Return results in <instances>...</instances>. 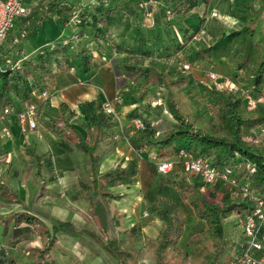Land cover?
<instances>
[{
    "label": "trees",
    "instance_id": "16d2710c",
    "mask_svg": "<svg viewBox=\"0 0 264 264\" xmlns=\"http://www.w3.org/2000/svg\"><path fill=\"white\" fill-rule=\"evenodd\" d=\"M210 1L96 0L94 5L88 3L79 6L78 21L73 22L71 26L76 28L77 41H72L68 45H63L58 41L51 47L41 49L30 59H26V55L19 56L17 54L13 57V62L9 61V51L18 46V50H21L23 39L34 33L44 17L49 15L64 26L68 25L78 9L79 1L52 0L44 7L29 11L27 15L15 19L14 26L6 39L0 41V107L11 105L19 108L38 86L41 84L51 86L55 71L66 72L75 64L81 66L90 76L92 54L88 45L92 41L110 43L108 45L115 48L117 52L126 53L127 57L138 55L151 59L150 65L144 68L134 66H124V68H129L127 74L133 83L136 81L135 78H139V81L144 80L154 87L165 90L158 93L160 107H164L171 114L173 120L155 114V107L152 105L136 106L130 114V118L140 119L144 128L138 129L137 135L131 140V145L134 150L151 155L146 160L152 167L153 174L160 176L165 188H175L177 191L174 189V192L179 193V198L189 205L194 216L204 222V229L190 236L183 250H178L176 244L184 228L182 215L179 210L172 209L157 198L159 196L157 194L159 189H157L153 194V202L156 201L155 215L161 221V229L156 239L160 247L159 252L170 247L184 260L200 257L202 259L200 264H241L239 256L243 239L240 237L236 243H229L225 232V219L233 212L237 214L242 210H249L248 202L242 193L235 190L228 191L218 184L210 187L198 175H190L188 182L182 176L179 184L178 180L165 179L166 175L159 174L155 165V159L170 158V156L176 155L181 148L191 152L194 156L207 158L220 168L237 165V153L242 156L243 160L254 163L255 170L250 175V189L264 195V146L244 137V130L241 126L244 120L240 114L241 103L246 107L241 96L242 93H249L255 97L264 95V0L241 1L240 5L243 7V14L240 16L241 24L235 28L225 30L217 22L205 23L201 16H198L194 22L185 20V27L181 24L179 27L175 25L180 17L191 13L195 7L202 3L209 4ZM141 2L146 5L140 7ZM139 17L145 20L143 27H145L147 37H153V41L148 44V38L144 37L142 43L138 44L139 47L131 48L108 41L109 25L115 20L133 21ZM24 22L26 25L22 27ZM135 24L136 30L144 32L141 26ZM16 25L19 29L17 37L11 35ZM158 27L162 29L158 30ZM165 27H171L173 38L170 44L163 47L162 42L161 45L158 44L157 33L159 34L158 31L161 32ZM153 28L155 29L152 32ZM201 29L205 30L208 41L199 37L201 41L198 40V45L200 47L196 50L187 49L186 43L200 34ZM11 47L12 49H10ZM59 53H62L61 57H58ZM179 59H184L183 63L186 64L189 62L212 64V62L221 59L228 62L233 70L230 75L231 79L239 84L240 90L235 93L221 91L222 97L218 99L217 106L211 108V111L219 119H222L224 127L228 129L227 135H213L204 132L196 128L194 123L180 112L170 90L172 84H176L178 87H184L185 84L183 63L181 62L179 67L173 66L174 62H179ZM112 60L111 62L116 64ZM178 68L181 70L179 77L175 79ZM129 94H132L131 91ZM100 107L101 102L98 100L85 103L93 130L91 142L88 139H83L80 133L63 121L62 109H59V121L51 118V122L60 126L58 122L62 120L70 130L69 136L61 145L63 148L73 147L84 154L85 167L90 180L79 179L78 187L87 203L93 208V213L98 217L99 223L105 228H111L117 224V215L108 201L109 197L115 198L114 194L107 188L117 183H130L136 174V163L130 161L125 167L118 165L99 174L97 147L103 144L105 146L103 152H109L115 147L114 141L109 146L104 143V132L112 125L114 117L100 111ZM153 115L156 116V119L151 118ZM261 122H264V117L256 118L248 125L252 126ZM32 157L36 175L40 177L41 182L35 197L37 199L43 195L45 188V182L41 177L43 165L40 156L32 153ZM244 175V172L235 170L234 177L237 179L241 180ZM210 188H218L219 191L223 190L225 193H222L223 196L219 199L218 194ZM3 189L9 190V187L0 185V190L3 191ZM229 195H234L237 198L229 200ZM179 198L176 200L180 201ZM16 202L23 204L18 197ZM24 206L28 211L21 217L27 224L34 225L37 220L36 216L51 222V230L48 233L52 240L59 233L69 235L79 241L82 240V243L96 251L102 257L104 264H121V255L125 252L122 249V240L117 236L101 243L71 221L52 218L49 213L39 209L34 202L23 204ZM211 240L219 243L212 247ZM227 245L230 248L226 252ZM48 250L46 248L42 251L44 253L37 252L40 263L50 256H45ZM225 253L227 254L225 255ZM227 256L228 259L225 258Z\"/></svg>",
    "mask_w": 264,
    "mask_h": 264
},
{
    "label": "rangeland",
    "instance_id": "374dc122",
    "mask_svg": "<svg viewBox=\"0 0 264 264\" xmlns=\"http://www.w3.org/2000/svg\"><path fill=\"white\" fill-rule=\"evenodd\" d=\"M23 1L27 5L31 4V0ZM50 1L52 0H33L30 12L39 7L48 5ZM67 1L70 2L74 0ZM216 2L210 5V10L215 8L214 11L217 15V19L222 22V27L225 30L238 27L241 24L240 16L243 14V7L240 5L241 0H223L220 5L215 6ZM199 13L201 15L203 12ZM180 24L181 26H186L183 20H178L175 23L178 27ZM25 25L26 24L24 22L22 27ZM121 27V25H118L114 27V29H111L109 36L113 38L115 43H122L125 44L126 47H130L132 45V41H128L129 36L126 34L128 32L122 30ZM18 30V26L16 25L14 30H12L11 35L17 37ZM68 33L67 28L63 24L48 15L40 21V26L32 35L23 39L21 42L23 45L21 50H18L19 46L13 49L12 47L10 48L12 50L9 51V61L13 62V57L17 54L19 56L26 55V59H30L41 49H44L47 43L53 41L54 39H58L59 37L66 36ZM200 35H203L204 38L207 36V34L201 32V34L195 36L196 39L192 38L193 43L198 42L199 39L197 38H199ZM199 44L201 45V43ZM61 56L62 53H59L58 57ZM183 60L184 59H179V62H174L173 66H181ZM138 61L139 60H137L136 57L129 56L128 58L120 60L119 63L123 66V64H133L138 63ZM119 63L118 66L120 65ZM145 63L148 64V62ZM217 63L218 62L216 61L215 64ZM224 63L230 67L226 60ZM183 69L185 71L183 73L185 79L184 87H178L176 84H172L170 87L172 96L176 101L180 112L192 121L196 128L204 132H208L213 135H227L228 129L224 127L222 119H219L213 111H211V108L215 107V105L217 106L218 99L222 97L221 91L225 90L226 92L231 91L235 93L234 89L238 88L237 83L231 79L230 75H220V73L217 72V67H213L207 63L203 64L196 62L192 64L189 62L188 68ZM180 70L181 69L178 68L177 71L179 72ZM209 70H212L217 74L218 77L216 80H210L207 77V72ZM135 80L136 81L133 84H129L131 87L130 89H132L131 92L133 93L135 102L134 105H136L139 101L144 105H152L155 107V114H158L166 119L173 120L171 114L164 107H160L158 93L165 90L160 89L159 87L151 86L150 83H147L146 81L138 82L139 78H135ZM123 104L124 103L120 106ZM61 106L66 110L65 117L69 119L71 123L75 124L79 128L88 129V122H84L82 119L81 121L79 120L80 114H84L81 116L83 119H86L88 115V111L86 110L84 103L79 105L77 108H73L74 106L69 105ZM240 106H242L240 114L244 120V123L241 125L244 130V137L252 140L258 145L264 146V122L254 124L252 126L248 125L253 120H256V118L264 117V107H261L262 105L259 104V106H257L258 108L251 110L250 108L245 107L243 103H241ZM48 112L50 115H55L57 111L50 108ZM39 114L38 117L41 116L40 111ZM108 116L114 117L115 115L112 114ZM151 118L156 119V116L153 115ZM46 122L47 121H40V123L45 127ZM134 127L135 126L133 125V130L135 131L127 137V143L131 142L132 138L136 134L135 132L138 131ZM15 140L14 150H9V152L6 150L0 153V181L3 180L6 184L8 183L7 185H9L14 191H17V193L21 191L19 188H21L22 185L23 189L26 190L24 193L26 194L25 196L27 197V201L34 202L40 209L39 198H35L38 193V187L41 185L39 179L40 177L36 175L35 168L32 165V159L25 151L24 145L26 140L19 138H16ZM73 153H75L73 156L76 155L74 157H76L75 162L76 168L79 172V178L84 181H88V178H86V174L83 171L84 169H82L81 166L83 162V155L77 151H73ZM144 157L145 159H148L146 154H144ZM174 157L175 155L170 156V158ZM236 158L238 162L243 160L242 156L239 154ZM141 169V175L143 176V181L145 182L144 192L146 200L145 204H147V207L138 213L137 221L133 222L127 230H122L121 226H123V223L120 222L121 215L114 208V200L112 198L110 200V197L108 198L109 203L113 206L117 215V224L114 226L116 229V236L122 240V249L125 252L121 255V264H200L202 261L200 257H191L188 260H184L170 247L166 248L162 252H159L160 247L156 239L161 229V221L158 216L155 215L156 203L150 206L153 202V194L157 189H159L157 193L159 196L157 198L162 201V203H165V205L170 206L172 209L179 210L182 215L180 216L184 221V228L183 233L176 244L178 250H183V247L190 236L201 232L204 229V222L194 216L189 205L185 204L186 202L182 200V198H179L178 192H174L175 188H165L163 186L160 176L158 174H153L152 167L149 164H144ZM181 173L182 172L176 168L164 177L165 179L170 178L171 180H178V183L180 184V180L182 176H184L188 182L190 175H183ZM210 189L213 190L214 193L216 192L218 194L219 199L223 196L222 193H225L223 190L219 191L218 188ZM76 192L80 193V191ZM178 198L181 201V205L176 204V199ZM236 198L237 197L234 195H229V200H235ZM76 206L79 209H82L79 202L76 203ZM91 209V217L89 216L90 213L87 208H85L84 211L87 216V219L84 220L85 228L80 225H75L78 228L87 231L88 234L91 237H94L98 242H106L115 233L111 234L110 232H107L109 228H105L99 223L98 217L93 213V208ZM17 213L18 210L15 213L11 211L9 214L6 213V217H0V264H104L102 257H100L96 251H93V249L82 243V240L79 241L76 238L63 233L56 234L55 238L52 240L48 233V231L51 230V222L49 220H43L37 216V220H35L34 225L27 226L28 230L22 231V233L14 239L12 236L13 226H15V228L18 226L26 227L23 221H17ZM144 213H147V215H144ZM49 214L52 218H57L51 213ZM235 216L236 213L233 212L225 219V232L227 240L230 241L229 243H236L241 237L240 229L234 225ZM6 223L9 224L6 226ZM211 241L210 245L212 247L219 243L215 240ZM210 245L208 246L210 247ZM46 248L49 250L45 256H50L46 258L45 261L40 263V260L38 259L39 254L37 252H42L46 250ZM229 248L230 246L227 245L226 252ZM226 254L227 253H225V255ZM225 258L228 259V256Z\"/></svg>",
    "mask_w": 264,
    "mask_h": 264
},
{
    "label": "crops",
    "instance_id": "0c3cea01",
    "mask_svg": "<svg viewBox=\"0 0 264 264\" xmlns=\"http://www.w3.org/2000/svg\"><path fill=\"white\" fill-rule=\"evenodd\" d=\"M216 1L212 0L209 2V4L202 3L201 5L195 7L191 13L185 15L184 17H180L179 20H189V22H194L198 16L202 15L205 23L210 21L212 23L217 22L221 24L222 22L217 19V15L214 11L215 8L210 10L211 4L216 2L215 6L220 5L222 3L221 1L223 0ZM199 12L203 13L200 15ZM135 23H137L138 26H141L144 32L136 30L137 26ZM144 23L145 20L141 17L138 19L135 18L133 21H125L124 19L120 22L119 20H115L109 25L107 32V37L109 39L108 41L115 43L113 38L109 36L110 30L114 29V27L118 25H121V29L125 30V32H128L126 33L129 36L128 41H132V45L130 47H126V45L122 43L115 44L126 48L138 46L139 43H142V39L144 37L148 38L145 27H143ZM171 26L173 27L172 24ZM160 28L161 27H158V30ZM154 29L155 28H153L152 32ZM155 32L157 31L155 30ZM158 32L159 34L157 33V35L159 38V45L162 44V46L164 45L163 47H165V45L171 43L173 38V31L171 30V27H165L163 30H161V32ZM201 32L205 33V30H201L200 34ZM200 37V39L204 38L203 35H200ZM149 38H151V36H149ZM149 38L147 40L149 41L148 44L150 41H153V37L151 39ZM205 39L207 40L208 37ZM106 44L105 42L95 43L92 41L88 45V48L92 54V70L90 76L78 64H72L75 66L74 71H71L69 68L66 72L55 71L54 78L50 86L51 96L43 104L41 107L42 109L40 108L41 116L38 117V128L35 131L22 135L19 133L16 126H12L10 127L11 135L6 136L4 134V125L0 122V153L6 150L7 152H9V150H14V142L16 141V138L26 140L24 148L32 159L33 167L34 159L32 157V153L42 158L43 169L41 171V177L45 182V188L43 195L39 198L40 209L51 213L53 216L57 217V219L67 221L69 220L76 225L84 227V220L87 219V216L84 212L85 208L88 209L89 213L90 211L92 213V207L87 203L78 187V181L80 178L79 172L76 168V157H74L76 155L73 156V154H75L73 151H77L83 155V162L81 166L82 169H84L83 171L86 174V178H88L87 180L89 181L90 178L85 167V156L82 152L76 150L73 147L66 149L61 145L64 143L66 137L70 134V130L64 125V122L72 126L78 133H80L83 139H88L89 142H91L93 130L90 126L91 122L88 115V119L81 118V116L84 114H80L79 117L80 121L82 119L84 122H88V129L79 128L65 117L66 110L61 105H69L74 106L73 108H77L83 103L85 104L94 100H98L101 102L100 111L103 112L104 103H111L116 112L112 120V125L104 132V143H106L105 145L109 146L110 143L114 141L115 147L109 152H103V148L105 147L103 144H100L97 147L96 153L99 156L98 172L99 174H102L104 171L110 168H115L118 165L125 167L130 161L136 163V174L132 177V181L130 183H117L110 185L107 188L109 192L114 194L115 198H112L115 202L114 208L121 215L120 222L123 223V226L121 227L122 230L125 231L130 225L133 224V222L137 221L138 213L147 207V204H145L146 200L144 192L145 182L143 181V176L141 175V167H143L144 164L147 165L148 161H146L144 157V154L146 153L140 150H134L131 142H126L127 137L133 134L135 131L133 130L134 119L130 118V114L133 112L136 106L144 104L139 101L136 105H134L135 102L133 93L131 92L132 94H129V91L132 90L130 89L131 87L129 84H133V81L132 79H129V75L127 74L129 68H124V66L144 68L150 65L149 62L151 59H146L137 55L136 59L139 60L138 63H126L122 66L119 61L123 58H128L127 54L117 52L115 48H112L110 45ZM199 47L200 46L198 45V42L193 43L192 40H189L186 43L187 49L196 50ZM112 59L116 64L111 62ZM224 61V59H221L217 61V64H215L216 61H214L209 65L217 67V72H219L220 75L229 76L232 74L233 70L228 67ZM145 62H148V64ZM118 63L120 64L119 66ZM178 77L179 72L177 71L175 79ZM142 81L144 82V80H140L138 82ZM117 94L120 95V103L114 101V98ZM122 103L124 104L120 106ZM50 108L57 111L55 115H50L48 112ZM59 109L63 110L64 121L62 122L61 120L58 122L60 126L51 122V118L59 121ZM40 121H47L45 125L48 129L43 126ZM137 132L138 131L135 132V135H137ZM146 155L147 158L148 156H151L149 154ZM7 184L3 180L0 181V185ZM7 186L9 187V190L3 189L4 192L0 190V217H6V213L9 214L11 211L15 213L18 210L17 221H23L24 225H26V227L18 226L16 228L13 226L12 236L15 239V237L20 235L22 231L28 230L27 226L31 225L27 224L24 220H22L21 217V215H24L27 213L26 211H28L25 206L23 207V204L27 205L31 202L27 201V197L25 196L26 194L24 193L26 190L23 189L22 185L21 188H19L21 190L19 193L11 189L9 185ZM76 191H80V193H77ZM17 197L21 202H23V204L16 202ZM78 202L80 203L82 209H79L76 206V203ZM152 204H155V202H152L150 206H152ZM176 204L181 205V201L176 200ZM91 213L89 215L90 217L92 215ZM19 217L21 218L19 219ZM8 224L6 223V226ZM107 232H110L111 234L115 233L112 237L116 236L115 227L109 228Z\"/></svg>",
    "mask_w": 264,
    "mask_h": 264
},
{
    "label": "built area",
    "instance_id": "2783aa9c",
    "mask_svg": "<svg viewBox=\"0 0 264 264\" xmlns=\"http://www.w3.org/2000/svg\"><path fill=\"white\" fill-rule=\"evenodd\" d=\"M78 1V9L75 15L69 24L65 25L69 32L68 35L54 39L47 43L46 47H51L58 41L63 45H68L70 42L78 40L76 28L71 26L73 22L78 21L79 6L88 3L94 5L96 0ZM32 2L33 0L30 1V5H27L23 0H0V41L6 39L16 18L29 13ZM139 5L143 7L146 4L141 2ZM193 38L196 39V37ZM182 67L186 69L188 64L183 63ZM69 69L74 71V66ZM207 77L210 80H216L218 76L214 71L209 70ZM237 86L238 88L234 89L235 92L240 87L239 84ZM50 94V87L47 84H41L31 92L30 97L23 101L19 108L11 105L1 106L0 122L4 125V134L10 136V127L12 126H16L22 135L35 131L38 128L40 108L49 99ZM241 96L246 107L250 109H255L259 104L264 105V95L255 97L249 93H242ZM114 101L121 102L119 94L115 96ZM103 112L108 115L115 114L111 103L108 102L104 103ZM133 124L137 130L144 128L140 119H134ZM237 155L236 153V157ZM155 165L157 172L161 175H166L177 168L183 174L198 175L210 187L218 184L228 191H240L248 202L249 210H242L236 214L234 219V225L240 229L243 239L239 262L241 264H264V195L250 189V175L254 173V163L242 160L235 166L220 168L212 164L207 158L194 156L191 152L181 148L174 158L155 159ZM235 170L245 173L241 180L234 177Z\"/></svg>",
    "mask_w": 264,
    "mask_h": 264
}]
</instances>
